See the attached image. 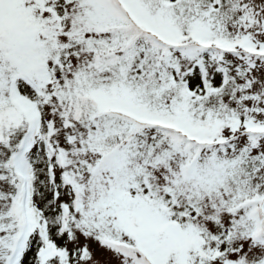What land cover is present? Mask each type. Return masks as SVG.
Returning a JSON list of instances; mask_svg holds the SVG:
<instances>
[{
  "label": "snow or ice",
  "instance_id": "snow-or-ice-1",
  "mask_svg": "<svg viewBox=\"0 0 264 264\" xmlns=\"http://www.w3.org/2000/svg\"><path fill=\"white\" fill-rule=\"evenodd\" d=\"M0 264H264V0H0Z\"/></svg>",
  "mask_w": 264,
  "mask_h": 264
}]
</instances>
